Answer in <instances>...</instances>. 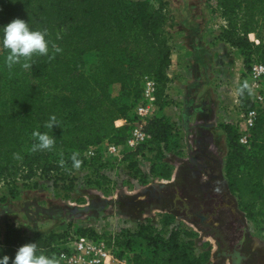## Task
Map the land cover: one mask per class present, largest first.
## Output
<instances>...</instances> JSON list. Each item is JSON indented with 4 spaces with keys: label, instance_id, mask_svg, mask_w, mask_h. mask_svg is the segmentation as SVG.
Masks as SVG:
<instances>
[{
    "label": "trees",
    "instance_id": "16d2710c",
    "mask_svg": "<svg viewBox=\"0 0 264 264\" xmlns=\"http://www.w3.org/2000/svg\"><path fill=\"white\" fill-rule=\"evenodd\" d=\"M216 3L227 23L224 38L239 51L243 66L247 68L251 54L264 63V0ZM14 18L23 19L30 29L47 30L48 53L33 54L28 67L22 66V60L9 68L4 62L8 50L0 46V99L4 105L0 111V183H26L37 177L63 184L58 169L74 163V153L83 165L88 147L105 141L123 144L134 123L133 109L141 97L143 76H151L157 83V112L168 105L165 91L171 48L165 31L169 22L165 0H0V32ZM250 34L258 39L257 45L249 40ZM86 54L95 56L91 67H86ZM114 85L119 86L116 95L111 90ZM238 98L242 109L252 107L245 82ZM53 116L54 125L49 128L46 125ZM118 120L125 123L116 126ZM34 131L53 137V145L33 150L38 143ZM145 131L147 142L131 155L147 147L167 150L173 125L163 114L148 121ZM224 132L229 147L224 161L226 187L245 217L257 224L264 217V111L258 114L247 147L238 143L234 127L226 124ZM124 155L128 158L130 153ZM133 177L141 179L138 173ZM139 228L138 234L152 253L132 254L134 264H207L208 255H191L179 230L156 238L149 226ZM75 232L95 235L87 229ZM65 233L28 235L16 226H7L0 230V255L11 258L19 246L35 242L38 253L63 264L52 244ZM107 239L114 247L124 243L119 238ZM129 243L127 240L126 246Z\"/></svg>",
    "mask_w": 264,
    "mask_h": 264
},
{
    "label": "rangeland",
    "instance_id": "374dc122",
    "mask_svg": "<svg viewBox=\"0 0 264 264\" xmlns=\"http://www.w3.org/2000/svg\"><path fill=\"white\" fill-rule=\"evenodd\" d=\"M165 2L169 16L166 34L184 49L177 60L183 59L185 63H173V80L179 77L176 68L181 65V69L187 67L191 71L186 80H195L196 75L202 81V88L182 92L181 98L168 100L166 96L168 105L156 113L163 114L173 125L167 150L147 147L136 155L126 151L124 154L130 153L128 158L123 155L121 160H115L103 157L101 147L99 157L89 162L85 159L86 163L78 167L65 163L58 169L63 184L37 177L26 183L1 182L0 230L16 226L28 235L92 230L94 236L122 240L121 247H114L115 254L130 259L138 251L143 256L152 253L138 234L140 225L149 226L156 238H166L172 229H177L181 241L188 243L191 255H208L207 264H229L228 259L220 256L217 240L202 233L183 212L171 210V204L176 194L192 206L209 194L214 198L207 202L209 210L215 203L221 204L220 194L227 190L224 161L229 149L224 125L233 127L228 121L235 120L240 112L235 98L245 82L246 68L239 61V51H233L224 38L223 18L216 0ZM254 37L248 36L249 40ZM84 61L86 67H91L95 56L86 54ZM217 79L223 87L219 104L212 93ZM187 87L189 83H185ZM111 90L116 95L119 86L114 85ZM196 92L199 95L194 100ZM3 109L0 99V111ZM136 173L141 179L133 177ZM204 182L209 185L199 187ZM231 194L239 214L248 223L246 246L242 248L248 256L246 264H264V217L257 224L249 221ZM110 196H114L119 209H108ZM229 220L230 214L224 208L213 218L225 234L234 225ZM127 240L131 242L128 246Z\"/></svg>",
    "mask_w": 264,
    "mask_h": 264
},
{
    "label": "built area",
    "instance_id": "2783aa9c",
    "mask_svg": "<svg viewBox=\"0 0 264 264\" xmlns=\"http://www.w3.org/2000/svg\"><path fill=\"white\" fill-rule=\"evenodd\" d=\"M223 27L226 28V21L223 19ZM255 45L258 39L250 38ZM171 48V65L177 61L178 55L184 52L183 48L177 46L175 41L169 38L167 42ZM238 51L237 49H235ZM239 56L241 54L239 53ZM241 64L243 58L241 56ZM240 64V65H241ZM141 97L133 109L135 122L132 124L128 136L123 144L117 145L105 141L97 146L88 147L84 153V158L89 162L99 157V150L103 147V157L121 160L126 151L134 152L148 140L145 125L155 117L158 108L156 106L157 83L151 76H143L141 81ZM248 100L252 107L242 109L236 93L235 102L240 108V112L235 120L228 121L237 130L238 143L247 147L250 142L251 129L256 123L259 112L264 111V63L255 54H251L246 68L245 79ZM125 123V120H123ZM226 122V123H228ZM117 126V121L115 122ZM109 244L105 237L92 236L89 234L81 235L75 231H67L64 236L57 239L52 247L55 249L56 258L63 264H134L127 256L118 257L115 248Z\"/></svg>",
    "mask_w": 264,
    "mask_h": 264
},
{
    "label": "clouds",
    "instance_id": "9594fccd",
    "mask_svg": "<svg viewBox=\"0 0 264 264\" xmlns=\"http://www.w3.org/2000/svg\"><path fill=\"white\" fill-rule=\"evenodd\" d=\"M46 31V29L44 31L30 29L28 23L20 18H14L3 25L2 32H0V46L8 50L4 60L5 64L11 68L13 64L23 60L22 66L28 67L27 61L33 54H47L48 41L45 39ZM56 51H60V49L56 48ZM54 121L55 116L51 117L46 126L51 128L54 125ZM33 135L38 138V143L33 145V150L50 148L54 143V138L47 133L34 131ZM72 159L74 165L78 167L80 161L76 159L75 153ZM10 259L11 264H58L54 257L42 252L38 253L35 242H28L19 246L11 258L7 254L0 255V264H9Z\"/></svg>",
    "mask_w": 264,
    "mask_h": 264
},
{
    "label": "flooded vegetation",
    "instance_id": "af4514ba",
    "mask_svg": "<svg viewBox=\"0 0 264 264\" xmlns=\"http://www.w3.org/2000/svg\"><path fill=\"white\" fill-rule=\"evenodd\" d=\"M207 185L209 184L204 182V184H200L199 187H205ZM226 191L220 194L221 204L215 203L211 210L207 208V202L213 201L214 198L209 194L205 200L193 206L184 202V199H181L180 196L176 194L171 204V210L183 212L186 215V218L195 222V225L202 233L212 235L219 244L220 256H222V252H232L233 250H237L240 255L246 256V259L241 261V264H246L248 256L242 252V248H245L246 246V239L248 237V223L246 222V219H244V217L239 214L235 206V202L231 196V192L228 189ZM158 199L161 198L159 197ZM221 207L227 210L230 214L229 224H234L228 234L221 232V230L217 227V223L213 221V218H215L218 210L222 209ZM195 212H197L198 215L193 216ZM201 214L206 215V218L201 219ZM213 229L218 230L221 238L214 236L215 233ZM226 259L229 260V258Z\"/></svg>",
    "mask_w": 264,
    "mask_h": 264
},
{
    "label": "crops",
    "instance_id": "0c3cea01",
    "mask_svg": "<svg viewBox=\"0 0 264 264\" xmlns=\"http://www.w3.org/2000/svg\"><path fill=\"white\" fill-rule=\"evenodd\" d=\"M231 49L233 51H236L235 48L231 47ZM178 60L180 62H182V63L185 61L183 59L180 60V58ZM239 61L241 62V59ZM187 64H189V62ZM187 64H185V66ZM173 65L174 64H172L170 69H168V71H167L168 82H167L165 93H166V96H167L168 100L176 99V97H180V98L183 97V93H185V91L187 92V90H189V89H190V92H191V91H197L195 89V87H197V88L201 87L202 88V86H201L202 85V81L196 75H194L195 80H191V79L190 80H186L185 77H187V76L189 77L191 71H189L190 69H185L187 67H182L183 69H181V65L176 68V73H178L179 77L176 80H173V75H172V71H174L173 70ZM178 69L180 70V72H178ZM218 75L219 74H217V76ZM191 78H193V76H191ZM218 81H219V79H217V83L215 85V89L212 88V93H214V95H215L216 104H219L217 102H219V96H221L222 89H223L222 86L218 85ZM185 83H189V87L185 88ZM203 85H204V83H203ZM197 95H199L198 92H196V94H193L192 97L194 98V100H197ZM221 115H219V116H221ZM123 124H124L123 120H118L117 121V126H121ZM145 168H146V166H145ZM112 197H114V196H112ZM112 197L110 196V198H109L110 202H109V205H108V209H110V210L119 209V207L116 205L115 200H113L114 198H112Z\"/></svg>",
    "mask_w": 264,
    "mask_h": 264
},
{
    "label": "water",
    "instance_id": "95a60500",
    "mask_svg": "<svg viewBox=\"0 0 264 264\" xmlns=\"http://www.w3.org/2000/svg\"><path fill=\"white\" fill-rule=\"evenodd\" d=\"M198 215L197 212H195L193 214V216H196ZM200 218L201 219H205L206 218V215H200ZM214 233H215V237H220L221 238V235L219 234L218 230L217 229H213ZM222 256H224L225 258H229L230 260V264H241V261L246 259V256L244 255H240V253L237 251V250H233L232 252H222L221 253Z\"/></svg>",
    "mask_w": 264,
    "mask_h": 264
}]
</instances>
